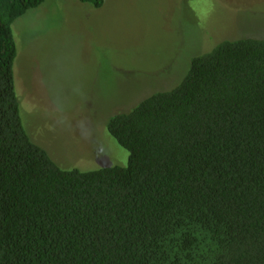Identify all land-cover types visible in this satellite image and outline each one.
Segmentation results:
<instances>
[{"label": "trees", "instance_id": "trees-1", "mask_svg": "<svg viewBox=\"0 0 264 264\" xmlns=\"http://www.w3.org/2000/svg\"><path fill=\"white\" fill-rule=\"evenodd\" d=\"M45 1L0 0V264H264V38L222 40L112 116L127 165L65 168L15 80L13 24Z\"/></svg>", "mask_w": 264, "mask_h": 264}, {"label": "rangeland", "instance_id": "rangeland-1", "mask_svg": "<svg viewBox=\"0 0 264 264\" xmlns=\"http://www.w3.org/2000/svg\"><path fill=\"white\" fill-rule=\"evenodd\" d=\"M13 29L29 134L62 167L91 170L128 164L112 116L175 87L222 40L264 38V0H46Z\"/></svg>", "mask_w": 264, "mask_h": 264}]
</instances>
